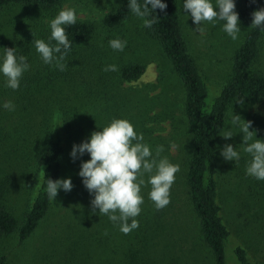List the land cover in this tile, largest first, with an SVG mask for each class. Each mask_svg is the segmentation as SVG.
<instances>
[{
    "label": "trees",
    "instance_id": "16d2710c",
    "mask_svg": "<svg viewBox=\"0 0 264 264\" xmlns=\"http://www.w3.org/2000/svg\"><path fill=\"white\" fill-rule=\"evenodd\" d=\"M64 1L0 0V11L14 4L50 11ZM162 2L167 4V8L163 12L159 9L152 12L150 9L147 19L157 16L158 20L151 28L145 27V30L160 45L162 53L183 81L184 115L192 140L191 152L186 160L187 167L181 171V180L175 181L171 187L170 203L162 210L155 209L148 195L150 185L145 183L141 192L144 198L142 211L136 217L139 228L128 235L123 234L119 225H114L107 216L90 214V201L94 196L82 185L83 190L72 208L74 212L68 228L66 226L63 232L67 235L63 236L60 259L65 264H104L95 260L99 256L93 257V253H106L112 257L111 264H197L200 254L201 258L203 255L209 258L211 264H227L229 246L233 248L231 253H235L238 264H264V259L255 257V253H264V236L255 225L247 230L248 236L244 240L234 241L237 237L233 238V232L237 231V227L224 215L219 163L221 136L227 127L231 108L240 102L249 104L264 98V71L257 69L264 31L259 28L247 31L243 43L234 54L231 75L219 93L210 98L211 87L191 53L183 32L180 0ZM234 2L240 24L246 26L251 25V13L264 6V0H256V3L250 0ZM128 3L129 0L106 14L102 22L104 26L114 29L127 21L132 14ZM138 3L143 5L144 0H138ZM65 30L71 42V49L62 61L66 69L60 71L54 66L55 62L46 67L51 94L43 120L46 126L41 129L45 138L38 149L39 170L38 179L34 181V195L28 208L18 218L3 202L10 189V181H0V236L16 233L24 241L38 229L55 203L47 196V179H62L68 153L73 145H79L89 139L93 131L100 130L95 128L99 124L94 114L91 119L87 118L86 107L93 102L91 98L99 85L96 73L103 67L104 54L109 53V50L92 43L97 33V26L93 22L76 20L74 25L65 26ZM50 32V29H44L42 36L49 38ZM46 43L54 46L56 42L49 40ZM118 69L114 75L108 74L111 78L105 77L104 73L101 79L105 88L118 93L127 90L122 86L123 82L138 79L146 70L142 62L121 64ZM56 77H59L58 81L54 79ZM61 81L62 88L58 89ZM57 90L62 92L61 96H57ZM99 90L104 92L101 88ZM107 102L110 101L102 98L98 105L107 108ZM71 103L75 106L72 107ZM148 117L155 121L163 119H156L146 113L142 119L143 134L147 131L144 126L148 125ZM94 119L98 126L94 124ZM88 159L90 156L87 153L80 157L78 171L81 162ZM180 199L186 201L185 207L179 204ZM259 213L264 214V206ZM191 238L195 239L193 246L197 244L204 253L193 252ZM0 264H9L5 254L0 253Z\"/></svg>",
    "mask_w": 264,
    "mask_h": 264
},
{
    "label": "rangeland",
    "instance_id": "374dc122",
    "mask_svg": "<svg viewBox=\"0 0 264 264\" xmlns=\"http://www.w3.org/2000/svg\"><path fill=\"white\" fill-rule=\"evenodd\" d=\"M126 1L66 0L50 11L14 4L0 11V58L3 57L4 48H15L17 56H26L27 63L30 65L20 80L18 90L5 87V78L0 74V181H10V189L6 192L3 202L18 218L28 208L34 195V181L35 178L38 179L37 171L39 170L38 149L40 145H43L42 141L45 138L41 129L46 126V124L43 125V120L51 94L47 79V64L36 52L32 41L42 39L48 42L49 38H44L42 32L44 29H50V21L58 15L60 10L66 8L75 10L77 20L93 22L97 26V33L92 43L109 50V53L104 54L103 67L96 73L99 85L91 98L93 102L86 107L87 118L91 119L94 114L99 124V127L95 128L100 130L113 119H127L133 124L135 131L143 135V143H147L152 152L158 145H163L164 151L161 157H167L171 163L179 165L180 171L176 174L175 181L181 180L180 174L187 167L186 160L191 152L192 142L184 115L183 81L162 53L160 45L146 33L143 19L132 13L127 21L114 29L104 26L102 22L106 14ZM183 2L184 0H180L179 3L183 32L191 53L211 87L210 98H212L219 93V89L221 90L231 75L234 54L251 27L240 24L241 32L235 41L223 31V22L220 21L214 24L204 23L202 25L204 30L197 32L195 31L197 26L193 23L190 13L183 10ZM113 39L127 41L123 52L114 51L109 46V41ZM132 62H142L146 70L138 79L123 82L122 86L127 89L126 91L122 90L118 93L103 86L102 75L105 73L104 76L109 78L111 76L108 74L114 75V71L103 70L106 66L117 65L119 68L121 64ZM258 68L261 72L264 71V42L261 59L257 63ZM54 79L58 81L59 77ZM61 83L62 81L59 82L58 89L62 88ZM99 88L104 92L101 93ZM61 95L62 92L57 90V96ZM102 98L110 101L105 103L108 104L107 108L98 105ZM9 101L14 104V111L3 107ZM71 105L75 106L72 103ZM146 113L156 119H163L155 121L148 117V125L144 126L147 131L143 134L142 119L146 117ZM233 114L239 115L245 121H252V127L249 130L256 132L257 139L264 140V98L249 104H236L231 108L225 131L231 130L233 137L228 140L223 138L220 144V151L225 144H231L240 155L238 162L225 161L219 152L224 215L234 223L235 228L237 227V231L233 232V238L237 237L234 241H242L248 236L247 230L253 225L264 236V214H257L264 206V181L246 175V168L251 157L243 151L241 145L243 134L240 133L239 127L231 125ZM95 119L94 124L98 126ZM153 145L155 149L152 150ZM71 151L72 148L68 153L62 179L71 178L72 190L58 191V196L47 217L26 240L21 241L16 233L0 236V253L8 257L9 264L66 263L60 259L59 254L63 236L67 235L63 232L66 226L68 228L74 212L72 208L83 190L82 178L78 175L77 169L80 157L73 161L70 156ZM153 155L155 156V153ZM148 175L145 174L142 177L145 183L149 179ZM145 186L146 184L141 186V192ZM179 204L185 207L186 201L180 199ZM246 224L248 226L245 227ZM190 241L193 252L204 253L197 244L196 247L193 246L194 238ZM233 244L236 245L234 242ZM232 250L233 248L228 246L227 264H238L235 253H231ZM97 255L99 258L95 260L104 264L112 263L110 255L93 253V257ZM256 256L264 259V253H255ZM198 257L197 264H211L210 259L205 258L204 255L201 258L198 254Z\"/></svg>",
    "mask_w": 264,
    "mask_h": 264
},
{
    "label": "clouds",
    "instance_id": "9594fccd",
    "mask_svg": "<svg viewBox=\"0 0 264 264\" xmlns=\"http://www.w3.org/2000/svg\"><path fill=\"white\" fill-rule=\"evenodd\" d=\"M250 2L256 3V0ZM166 8L167 4L162 0H144L143 5L139 4L138 0H129L128 3V9L143 19V26L148 28L158 20L157 16L147 19L150 9L152 12H156V9L163 12ZM235 9L234 0L183 2V10L190 13L193 23L197 26L195 31L202 32L204 23L214 24L220 21L223 22V31L233 41L239 38L241 32L239 14ZM251 16L250 27L264 31V8L253 11ZM76 20L74 9H62L49 24L51 30L49 40L55 41V45L52 46L42 39H33L32 44L45 64L52 65L55 62L54 66L60 71L66 69L62 61L71 49V42L65 26L74 25ZM126 45V40L109 41V46L118 52H123ZM29 67L26 56H17L15 48H4L3 57L0 58V74L5 78V87L18 90L20 80ZM103 70L108 72L119 69L117 65H108ZM3 107L9 111L15 110L11 101L6 102ZM231 125L239 127L240 133L243 134L241 144L243 151L251 157L246 175L264 181V140L257 139L256 132L249 130L252 121H245L239 115H232ZM221 137L228 140L233 137V133L226 130ZM143 139V135L138 134L127 119H113L102 130L93 131L89 139L79 145L74 144L70 153L73 161L85 153L90 156V159L81 162L78 173L84 187L94 196L90 201L92 210L90 214L99 213L107 216L114 225H119V230L125 235L139 228L136 217L140 215L141 205L144 203L141 186L145 185V181L142 177L149 174L147 181L150 185L149 199L159 211L170 203V190L176 174L180 171L178 164L171 163L167 157H161L163 145L156 147L154 156L150 147L143 143ZM220 155L225 161L238 162L240 159L239 153L231 144H225ZM72 188L71 178L47 179L46 193L49 200L55 201L59 190L70 192Z\"/></svg>",
    "mask_w": 264,
    "mask_h": 264
}]
</instances>
